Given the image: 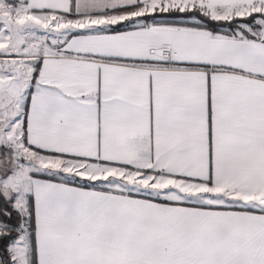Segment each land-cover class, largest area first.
I'll return each instance as SVG.
<instances>
[{"label": "snow or ice", "instance_id": "1", "mask_svg": "<svg viewBox=\"0 0 264 264\" xmlns=\"http://www.w3.org/2000/svg\"><path fill=\"white\" fill-rule=\"evenodd\" d=\"M0 264H264V0H0Z\"/></svg>", "mask_w": 264, "mask_h": 264}]
</instances>
